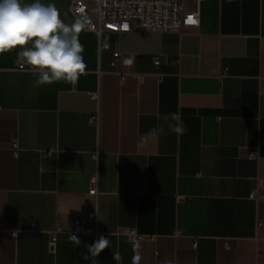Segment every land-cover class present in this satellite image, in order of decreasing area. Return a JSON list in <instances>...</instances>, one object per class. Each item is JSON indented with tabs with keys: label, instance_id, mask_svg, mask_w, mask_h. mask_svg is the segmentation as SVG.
Masks as SVG:
<instances>
[{
	"label": "crops",
	"instance_id": "crops-1",
	"mask_svg": "<svg viewBox=\"0 0 264 264\" xmlns=\"http://www.w3.org/2000/svg\"><path fill=\"white\" fill-rule=\"evenodd\" d=\"M40 2L55 4L65 23L77 21L68 0ZM181 5L198 13L196 29H82L87 68L74 84L34 87L30 70L16 71L20 49L0 54V264H264V202L248 198L256 179L264 195V0ZM114 51L140 76L120 84ZM96 89L98 103L87 95ZM175 112L183 135L163 119ZM157 126L163 134L146 135ZM95 171L100 235L73 243L74 221L94 208L87 191ZM26 219L35 230L12 235ZM125 228L147 238L133 249L118 233ZM101 237L110 243L92 256Z\"/></svg>",
	"mask_w": 264,
	"mask_h": 264
},
{
	"label": "built area",
	"instance_id": "built-area-1",
	"mask_svg": "<svg viewBox=\"0 0 264 264\" xmlns=\"http://www.w3.org/2000/svg\"><path fill=\"white\" fill-rule=\"evenodd\" d=\"M69 9L76 20L83 23V30L96 33L98 36L102 31L110 33H133L138 31H150L157 33H177L183 29H196L199 25L198 13L196 11L185 12L182 9L181 0H68ZM131 60L121 53L114 51L111 54L110 67L111 74L119 80L121 84L126 78L140 76L131 70ZM159 59L153 60V66H159ZM29 68L23 63H16V71H28ZM2 70H0V73ZM100 75V72H98ZM158 79L162 75L152 73ZM90 100L98 103L100 99L99 89L87 93ZM90 124L96 126L99 122V115L96 112L89 118ZM10 151L14 158L20 153L17 137L10 143ZM52 155V151L39 152V158L45 159ZM97 153L93 154L96 159ZM263 183L262 179H256L255 189L248 196L256 202H264V195L257 189ZM97 172L91 173L87 196L94 202L93 210L89 211L84 218L76 219L73 229L67 235L70 242L76 243L80 236H92L97 238L100 232L97 228ZM36 223L33 219H26L19 222L16 228L11 231L15 235L21 231H34ZM62 232L58 225L50 234V247L53 248L57 241V235ZM118 233L127 236L132 248L135 249L137 243L146 239L147 236L139 234L135 229H119ZM77 239L74 238V236Z\"/></svg>",
	"mask_w": 264,
	"mask_h": 264
},
{
	"label": "clouds",
	"instance_id": "clouds-1",
	"mask_svg": "<svg viewBox=\"0 0 264 264\" xmlns=\"http://www.w3.org/2000/svg\"><path fill=\"white\" fill-rule=\"evenodd\" d=\"M83 27L79 20L65 23L55 4L45 5L40 0L30 4H22L21 0H0V54L20 49L17 61L28 66L36 77L34 87L59 81L74 84L85 74L84 46L79 39ZM163 119L169 131L177 135L187 131L181 113L165 114ZM164 131L163 127L157 126L146 135L159 136ZM174 235L180 236V230L176 229ZM109 243L101 237L89 251L96 256ZM165 264H171V261Z\"/></svg>",
	"mask_w": 264,
	"mask_h": 264
}]
</instances>
